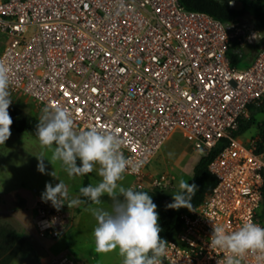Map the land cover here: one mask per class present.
<instances>
[{"label":"built area","instance_id":"1","mask_svg":"<svg viewBox=\"0 0 264 264\" xmlns=\"http://www.w3.org/2000/svg\"><path fill=\"white\" fill-rule=\"evenodd\" d=\"M0 33L10 94L65 109L77 131L117 132L124 156L139 165L127 173L141 179L176 129L203 155L222 145L209 164L218 182L181 214L163 264L223 261L210 247L214 224L264 227L263 134L245 139L240 131L264 101V30L246 14L224 21L181 0H0ZM256 41L252 59L233 62L236 43ZM63 202L57 210L37 201L39 237L56 239L70 226ZM47 264L78 261L63 252ZM241 264L264 261L248 255Z\"/></svg>","mask_w":264,"mask_h":264},{"label":"clouds","instance_id":"2","mask_svg":"<svg viewBox=\"0 0 264 264\" xmlns=\"http://www.w3.org/2000/svg\"><path fill=\"white\" fill-rule=\"evenodd\" d=\"M9 72V68L0 62V144L9 139L13 123L8 111L12 102L8 90ZM35 134L42 149L36 155L39 172L46 173L44 160L47 158L54 167L59 162L70 178L84 176L94 170L101 178L96 185L89 184L79 190L81 196L97 206L90 209L96 220L92 233L95 250L110 252L118 249L122 264H163L168 243L159 235L157 205L147 192L118 183L126 171L139 170L138 164L124 156L120 135L115 131H100L96 127L77 131L69 112L52 105L42 110ZM45 152L51 155L47 156ZM78 160L81 166L77 165ZM50 175L58 178L55 171ZM195 188V185L180 179L179 191L173 194L174 202L167 208L178 210L187 207L192 210L190 194ZM105 194L112 200L110 210L101 206V197ZM68 195L67 185L60 180L55 187L51 183L46 184L42 200L45 203L51 201L53 207L59 210ZM83 202L77 196L67 205L71 208ZM210 240L212 249L225 253L224 260L219 264H241V260L248 255L254 256L257 261H264V227L256 223L244 221L238 229L230 232L214 224Z\"/></svg>","mask_w":264,"mask_h":264},{"label":"rangeland","instance_id":"3","mask_svg":"<svg viewBox=\"0 0 264 264\" xmlns=\"http://www.w3.org/2000/svg\"><path fill=\"white\" fill-rule=\"evenodd\" d=\"M223 1L228 3V0ZM262 3L264 4V0H262ZM246 15L259 26L257 19L252 18L250 14ZM3 46L4 39L0 33V53ZM260 46L261 42L256 41L255 44L243 47L245 59H252ZM11 101L40 118L43 107L33 98L15 93L11 95ZM263 124L264 110L257 112L254 122L250 128L242 133V136L245 139L255 137L261 133ZM10 132L9 139L4 144H0V196L12 208L13 213L26 215L30 229L35 233L30 232L27 234L28 237L23 250L11 264H47L53 256L63 252L73 257L78 261V264H122V257L119 255L118 249L110 252H97L95 250L92 233L96 220L90 209L97 207L96 205L81 203L79 205L80 209H70L71 223L74 224L71 238L67 233H62L56 239L39 237L36 234L30 215V206L35 195L37 193L42 195L46 191L47 183H51L54 187L60 180L64 182L70 180L76 184H82L84 177L70 178L59 162L54 167L47 158L44 160L46 173L39 172L37 169L39 161L36 155H39L42 149L36 134L27 130L19 132L13 128H10ZM45 155L50 156L51 153L45 152ZM202 155L201 149L196 148L186 138L183 130L176 129L148 164L141 175V179L125 172L123 179L118 183L124 187L132 186L135 189L163 192V199L153 200V203L157 205L156 211L159 218L162 208L174 202L173 194L179 191L180 179H184L189 183L194 165ZM54 171L59 179L50 175ZM89 176L94 185L101 179L95 170L89 173ZM142 180L145 182L143 185ZM22 197L26 198L24 200H29L28 203L23 204ZM111 205L112 203L102 201L101 206L106 210H110ZM6 220L0 219V221L10 223Z\"/></svg>","mask_w":264,"mask_h":264},{"label":"trees","instance_id":"4","mask_svg":"<svg viewBox=\"0 0 264 264\" xmlns=\"http://www.w3.org/2000/svg\"><path fill=\"white\" fill-rule=\"evenodd\" d=\"M181 2L188 9L206 11L224 21L236 19L244 14H251L255 19H257L259 26L264 30V4L262 3V0H239V5L236 7H230L228 3L222 2L220 0H181ZM230 55L233 62L237 64L245 63L243 60L245 57V51L239 45V43H236L233 46L230 51ZM263 110L264 101L259 105L254 106L251 119L242 124L240 131L243 132L244 130L248 129L254 122L257 112ZM8 111L10 117L13 120L10 128H13L19 132L27 130L35 133L36 125L38 124L40 118L29 113L13 102H11ZM261 131L263 134L264 143V124L261 127ZM221 146L222 145L219 144L207 154L202 155L194 165L193 174L189 180L190 185L196 186V188L190 194V203L192 206L197 204L207 192L213 190L218 182V177L210 170L209 164ZM261 148L262 144L260 145V149ZM77 165L81 166V162L79 160L77 161ZM83 177L84 178L81 187H86L89 184L94 185L89 174L84 175ZM136 190L147 192L151 196L152 200H160L163 199L164 196L163 192L139 188H136ZM80 199L85 201L83 202L85 205L91 204V202L83 196H80ZM101 200L112 203L111 198H109L106 194L101 197ZM188 209L189 208L187 207H181L178 210L170 209L167 208V205L162 208L158 218V226L161 229L159 233L161 239L166 241L174 235L180 226L181 214ZM260 215L264 219V193L263 201L260 207ZM25 244L26 238L20 230L15 228L10 223H0V264H11V262L23 250Z\"/></svg>","mask_w":264,"mask_h":264},{"label":"crops","instance_id":"5","mask_svg":"<svg viewBox=\"0 0 264 264\" xmlns=\"http://www.w3.org/2000/svg\"><path fill=\"white\" fill-rule=\"evenodd\" d=\"M58 183H60V182H58ZM64 183L68 187V192H69V195L67 198L68 203L70 202V200L72 198L77 197V196H79V197L81 196L79 190H80L82 184H79V183L76 184L75 182H71L70 180H68L67 182H64ZM41 198H42V195L37 193L35 195V197L33 198L34 199L33 203L30 206V208H31V213H30L31 222L33 224L35 232H36L35 220H36V216H37L36 203ZM22 199H23V204L28 203V201H29V200H24V199H26L24 197H22ZM70 209L78 210V209H80V207L78 205V206L71 207ZM26 218H27L26 215L23 213H20V214L13 213L12 208L7 203H5L4 200L0 196V219H7L6 221L10 222V224L12 223V225L15 228H17L18 230H20L27 239V237H28L27 234H29L30 232L31 233H34V232H32V230L30 229V225L28 223V220H26ZM0 223H6V222L0 221ZM73 226H74V224L71 223L70 226L67 228V230L64 232V233L68 234L69 238L72 237V227Z\"/></svg>","mask_w":264,"mask_h":264},{"label":"water","instance_id":"6","mask_svg":"<svg viewBox=\"0 0 264 264\" xmlns=\"http://www.w3.org/2000/svg\"><path fill=\"white\" fill-rule=\"evenodd\" d=\"M203 152V151H202Z\"/></svg>","mask_w":264,"mask_h":264}]
</instances>
